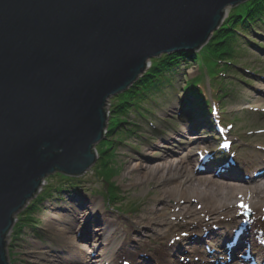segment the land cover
Listing matches in <instances>:
<instances>
[{
    "label": "water",
    "instance_id": "1",
    "mask_svg": "<svg viewBox=\"0 0 264 264\" xmlns=\"http://www.w3.org/2000/svg\"><path fill=\"white\" fill-rule=\"evenodd\" d=\"M248 1L0 0V264L45 179L96 163L110 99L152 59L201 51Z\"/></svg>",
    "mask_w": 264,
    "mask_h": 264
},
{
    "label": "rangeland",
    "instance_id": "2",
    "mask_svg": "<svg viewBox=\"0 0 264 264\" xmlns=\"http://www.w3.org/2000/svg\"><path fill=\"white\" fill-rule=\"evenodd\" d=\"M234 9L235 7L227 9L226 18ZM249 35L248 40L255 44H249L245 39L246 36L239 34V40L231 42L229 49L226 46L221 47L219 53L222 50L229 52L231 57L224 56L223 59L226 62L231 60L234 63L233 66L227 67L225 61L219 66L215 56L205 61L201 60L200 63L183 62L174 73L173 85L159 92L155 96V101L142 104L145 107L142 112L146 113L147 117L143 118L135 111L128 118L127 121L132 124H127L129 129L116 135L122 141L117 143L115 150L107 156V161L117 167L118 174L112 180L119 186L121 196L124 197L123 204L109 203L106 196L109 184L98 173L102 160L99 150L104 140L95 147L98 155L96 163L83 175L76 176L73 181L66 180V177V179L62 178V173L59 172L49 175L37 196L17 215V221L7 237L10 263L96 264L94 261L84 259L78 253H71L72 249L67 251L68 248L61 242L62 235L59 231L61 226H67L66 216L70 215L73 209H79L81 206L91 205L97 201L102 208L99 212H94L93 216L107 225L116 223V228L122 233L129 231L128 237L132 239L127 241L125 250L143 247L141 251L147 252L135 257L122 255L117 264H126V262L141 264V259L145 258V255L148 259H152L151 264H163L162 258L159 259V256L151 255L150 252L157 249L163 251L165 244H168V239L180 242L185 248L183 254L175 256V262L178 264L212 262L207 252L210 244L206 242L200 244L199 251L193 252V248L186 243L184 237L190 232L191 234L196 232L193 231L196 221L178 210L173 197L163 196L164 184L153 178L143 183L133 181V178L138 179L147 166L154 169L164 165L169 159L188 157L193 158L195 162L201 152L200 149L213 153V156L218 154L219 159L216 162H221V154H226L222 159L229 162V155L218 151L226 142L232 144L231 151L236 155L238 165L232 169H237L242 175L251 178L263 167L261 163L264 162V27L253 30ZM224 73L226 75L222 77L221 74ZM192 80L202 81V88L210 101L214 103L213 100H217V105L214 103L215 110L212 115L206 117L201 111H196L195 118H191V113L188 114V111L184 109L187 98L186 88L188 81ZM210 86L217 92L216 99H213L214 95ZM116 98L117 96L112 97L106 107L109 124L113 119L111 105L112 102H116ZM215 115L217 122L229 131L226 137L218 136L210 127L208 118L212 119ZM213 122L216 124L215 121ZM202 159L200 155L199 160ZM135 166L137 168L133 169ZM213 166L216 167V163ZM198 169L201 172L205 168L199 166ZM72 183H76L74 190L71 188ZM62 188H69V190L60 192ZM260 196L264 198V193H260ZM37 197L40 202L35 208L34 220L27 223L25 210ZM161 203L165 206L164 210L159 209ZM242 205L240 202H234L233 212L236 211V216L249 215L250 218L245 220L246 223L255 222L247 226L251 234L264 236V207L252 211L244 210ZM193 206L194 209H203L200 203ZM155 214L157 217L154 219ZM202 214L199 219L201 224L213 223L212 213L205 211ZM218 215L228 216L227 222L233 220V213L229 215V213L220 212ZM255 218L257 221H254ZM251 219L253 220L250 221ZM77 222L81 223L75 231L77 243L82 244L83 251L93 257L95 250L106 247L107 243L103 239H98V243L94 242L92 234L91 239L83 243L80 238L84 221L78 218ZM21 226L22 228H19ZM157 226L164 228L163 231L167 230L168 239H164L158 235V232L153 231ZM95 228L92 225L86 231L91 233ZM234 229H230L232 236ZM97 232L101 234L100 231ZM243 253L244 250L238 256L240 257ZM223 258L226 260L228 256L223 255ZM223 258L218 257L220 263H234V261H225ZM105 264L109 262L105 261Z\"/></svg>",
    "mask_w": 264,
    "mask_h": 264
},
{
    "label": "bare ground",
    "instance_id": "3",
    "mask_svg": "<svg viewBox=\"0 0 264 264\" xmlns=\"http://www.w3.org/2000/svg\"><path fill=\"white\" fill-rule=\"evenodd\" d=\"M188 131L192 130L188 129ZM200 150V155H203L206 151ZM200 155L198 154V158L195 162L193 158L183 157L177 160L169 159L164 165H159L154 169L147 166L145 172L141 173L138 179L131 178H133V181H138L140 183L153 178V180H157V182L164 184L163 196L166 197L169 195L173 197V199L176 200L178 210L187 214L193 221H196L194 222L196 226L193 229V231L195 230L196 232L194 234L190 232L184 237L186 243L193 248V252L199 251L198 246L200 244H204L205 242L210 244L211 247H209V251L207 252L208 256L211 257L213 261L207 264H223V262L220 263L218 259V257L223 258V255H230L232 262L234 261L233 264H248L246 262H251L253 260L259 262V260H263L264 236L262 234L252 235L250 228H246L244 236L239 239L240 241L236 247L229 249L226 244L234 240L232 239L229 241L231 235L230 229H237L239 224L243 221L240 215L236 216V211L233 212L234 202H243L244 209L248 208L252 211L264 207V198L260 196V193H264V162L261 163L263 167L258 170L257 174L249 178L242 175L237 169H232L233 166L230 162L223 160H221V162H214V159L211 158L204 163L203 159L201 161L199 160ZM215 163L217 165L216 167L213 166ZM199 166L205 169L200 172L198 169ZM135 168L137 167H133V169ZM199 203L202 204L201 208L203 209H194L193 205ZM100 208H102L100 202L97 201L91 205L73 209L70 215L66 216L67 226H61L59 232L60 235H62V244L68 248L67 251L72 249L71 253H78L84 259L91 262L94 261L96 264H105V261L109 262V264H117L118 259L121 258L122 255L135 257L139 254L147 253L141 251L143 247H139L138 249L133 247L134 250H125L127 241L132 239L130 236L128 237L129 231L126 230L125 233H122L116 228V223L107 225L100 221L98 217L93 216V213L99 212ZM159 209L164 210L165 206H162L161 203ZM205 211L212 213L213 223L201 224V221L199 222L200 217L203 215L202 213ZM220 212H226L229 213V215L233 213L232 221H237L227 222L226 219L229 217L225 215L219 216L218 213ZM156 217L157 215L154 219ZM78 218L84 221L80 238L83 243L87 239H91V234L93 235L94 242L98 243V239H103V241L107 243L106 247H99V250H95V256L93 257L83 251L82 244L77 243V232L75 233V231L77 227L81 226V223L77 222ZM238 219H240V221ZM254 221H257V218H255ZM249 223L255 224V222ZM92 225L96 228L91 233L90 231H86L88 227ZM156 228L153 229L155 233L158 232V235H161L164 239H168L166 234L167 230L163 231L164 228L162 229L159 226ZM97 231H100L101 234ZM73 233L74 236H72ZM232 237L235 238L234 235H231L230 238ZM248 247L251 249V258L248 261H244L240 258L241 256L239 257L238 255ZM184 250L185 248L180 242L168 239V244H165L163 251L157 249L152 250L150 253L151 255L159 256V259L162 258L164 260L162 261L163 264H178V262H175V256L183 254L182 252H184ZM144 257L145 258L141 259V264H151L152 259H148L147 255ZM225 261H228V259Z\"/></svg>",
    "mask_w": 264,
    "mask_h": 264
},
{
    "label": "trees",
    "instance_id": "4",
    "mask_svg": "<svg viewBox=\"0 0 264 264\" xmlns=\"http://www.w3.org/2000/svg\"><path fill=\"white\" fill-rule=\"evenodd\" d=\"M260 27H264V0H250L245 2L235 7V9L229 13V16L220 29L213 34L211 41L199 53H175L152 59L151 67L134 86L127 92L117 96L115 99L116 102H112L111 105V117L113 119L110 121L106 138L101 143L99 150L102 160L101 164H99L98 173L101 178L109 184L106 196L110 204H123L124 197L121 196V191L117 182L112 180L118 174L117 167L112 166L111 162L107 161V156L115 150L116 144L122 141V139L118 138L116 135L123 132V130H128L129 127H127V124H132L127 121L131 114L136 111L140 113L143 118H146L147 114L142 112V109L145 108L142 104L155 101V96L159 92L173 85L174 82L172 80L174 73L183 62L186 64L189 62L200 63L201 60L205 61L215 56L216 63L220 66V64L225 61L223 59L224 56L231 57L229 52L225 50L219 53L222 46H226L227 49H229L231 42L239 40V34L247 37L250 36L249 34L253 32V30H259ZM247 42L251 45L255 44L248 39ZM232 64L234 63H232L231 60L225 61L227 67ZM200 83H202V81L195 82L194 80L187 86L185 109L192 110L195 108L199 109L204 114H208L210 113L211 105L202 87H200ZM62 176V178L66 177L67 179H65L69 181L75 180L64 174H62ZM71 188H76V183H72ZM60 190V192H67L69 188H62ZM39 202L37 197L34 203H31L32 205H29L28 209L25 210V214H27V223L34 220L33 218L36 214L35 208ZM19 228H22V226Z\"/></svg>",
    "mask_w": 264,
    "mask_h": 264
},
{
    "label": "snow or ice",
    "instance_id": "5",
    "mask_svg": "<svg viewBox=\"0 0 264 264\" xmlns=\"http://www.w3.org/2000/svg\"><path fill=\"white\" fill-rule=\"evenodd\" d=\"M243 206V205H242Z\"/></svg>",
    "mask_w": 264,
    "mask_h": 264
}]
</instances>
